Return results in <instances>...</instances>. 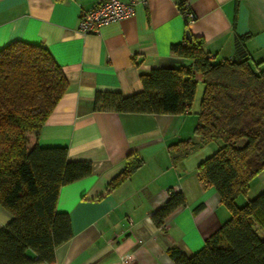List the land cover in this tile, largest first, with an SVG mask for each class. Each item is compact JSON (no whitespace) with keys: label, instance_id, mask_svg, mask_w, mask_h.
<instances>
[{"label":"crops","instance_id":"obj_1","mask_svg":"<svg viewBox=\"0 0 264 264\" xmlns=\"http://www.w3.org/2000/svg\"><path fill=\"white\" fill-rule=\"evenodd\" d=\"M94 2L0 0V49L15 40L43 44L68 82L39 130V145L66 147L69 161L93 165L91 175L59 190L56 209L69 214L72 237L57 246L52 263L30 264H117L129 252L136 264H175L168 248L177 246L190 256L230 217L215 189L198 178L204 146L176 164L169 155L171 143L199 142L193 132L199 110L97 111L94 96L97 91L133 94L141 90L140 72L189 64L170 50L171 44L185 41L187 30L202 40L213 62L235 56L237 38L254 62H264V0H138L131 16L105 25L98 34H82L79 16ZM180 2L194 13L193 22H186ZM131 154L139 155L142 165L107 190ZM169 190L181 192L185 204L159 228L150 215ZM250 190L264 191V172L251 181L247 196ZM246 197H238L239 204ZM10 219L0 205V228ZM254 229L264 235V227L256 224Z\"/></svg>","mask_w":264,"mask_h":264},{"label":"trees","instance_id":"obj_2","mask_svg":"<svg viewBox=\"0 0 264 264\" xmlns=\"http://www.w3.org/2000/svg\"><path fill=\"white\" fill-rule=\"evenodd\" d=\"M182 13L191 10L178 4ZM236 54L213 62L192 37L170 45L189 64L155 67L140 72L141 90L124 95L97 91V111L183 114L194 99L197 80L203 83L192 139L169 144L174 164L200 147L220 141L218 149L197 165L199 180L211 186L230 213L229 219L194 254L177 246L167 253L175 264H264V191L248 199L251 181L264 172V62H254L242 41ZM68 88L60 66L43 44L15 40L0 49V205L11 219L0 228V264L52 263L57 246L72 237L67 212L56 209L61 186L92 174L87 161H69L66 147H42L38 133ZM137 154L107 184L111 190L142 165ZM150 215L161 228L165 218L185 204L172 190ZM241 195L246 200L239 204ZM31 251L35 258L28 254Z\"/></svg>","mask_w":264,"mask_h":264},{"label":"built area","instance_id":"obj_3","mask_svg":"<svg viewBox=\"0 0 264 264\" xmlns=\"http://www.w3.org/2000/svg\"><path fill=\"white\" fill-rule=\"evenodd\" d=\"M138 0L123 2L122 0H95L94 5L89 9L82 11L77 24V30L82 34H98L102 28L113 22L131 16L135 11V5ZM188 6L187 4H185ZM187 23L195 19L191 10L183 13ZM171 191H168V196ZM115 242L113 239L111 243ZM117 264H136L135 255L131 252L122 254Z\"/></svg>","mask_w":264,"mask_h":264},{"label":"rangeland","instance_id":"obj_4","mask_svg":"<svg viewBox=\"0 0 264 264\" xmlns=\"http://www.w3.org/2000/svg\"><path fill=\"white\" fill-rule=\"evenodd\" d=\"M202 94H203V83L199 79V80H197L195 96H194V99L192 101V105L190 106V110H192V112H191L192 114H194V112H193L194 110H199V103H200V100L202 98ZM220 145H221L220 141L210 142L206 146L203 147L202 154L206 155L204 157H207L208 155H211L212 153H214ZM256 195L257 194H253V190H250V193L247 197H248V199H252ZM243 198H244V195L239 196V199H243ZM237 203H239V201H237Z\"/></svg>","mask_w":264,"mask_h":264},{"label":"water","instance_id":"obj_5","mask_svg":"<svg viewBox=\"0 0 264 264\" xmlns=\"http://www.w3.org/2000/svg\"><path fill=\"white\" fill-rule=\"evenodd\" d=\"M185 39L190 41L192 39V36L190 34V32L187 30L186 33H185Z\"/></svg>","mask_w":264,"mask_h":264}]
</instances>
